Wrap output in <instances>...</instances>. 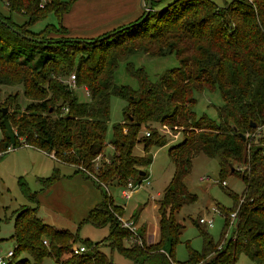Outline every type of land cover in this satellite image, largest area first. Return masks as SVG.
<instances>
[{"label":"trees","instance_id":"16d2710c","mask_svg":"<svg viewBox=\"0 0 264 264\" xmlns=\"http://www.w3.org/2000/svg\"><path fill=\"white\" fill-rule=\"evenodd\" d=\"M73 1L0 0V19L38 39L80 38L66 36L60 20ZM151 1L145 20H141L144 10L133 22L124 24L134 26L89 44L37 43L0 23V93L2 88L20 86L27 101L22 107L17 90L2 98L5 107L11 108L2 115L4 107H0L15 135L11 149L26 145L51 155L55 162L90 179L102 196L75 231L45 223L37 216L36 206L23 209L13 223L14 260L9 264H40L48 256L55 264H116L102 245L131 264H237L241 254L254 264H264V139L256 132L264 126V0H232L224 6L213 0ZM51 14L56 23H47L39 32L30 30L32 24ZM15 15L24 17L21 23L15 22ZM28 49L43 54L33 62L31 55H25ZM138 53L153 58L172 53L179 66L158 74L153 82L142 66L130 61L129 56ZM121 62L138 82L136 89L114 82ZM72 73L77 87L87 88V101L78 99L74 89L63 83ZM204 90L221 95L216 120L206 113L198 117L194 111V94ZM111 95L127 104L123 121L112 126L107 143ZM158 126L181 133L182 140L170 153L176 170L159 201L158 238L145 241L143 231L138 230L139 245L132 241L129 228L119 222L124 210L108 187L122 189L128 181L142 183L146 177L139 172L146 173L145 167L152 160L134 155L133 149L140 143L146 150L164 143ZM8 144L0 139V155L6 154ZM108 144L114 150L105 158ZM194 152L217 158L220 177H240L245 190L240 203L234 205V233L218 248L219 242L201 232V252L189 251L188 260L179 263L174 250L183 227L174 214L196 198L184 183L189 156ZM59 177L55 168L43 179L44 186ZM29 197L38 202L35 193ZM230 213L225 211L224 215ZM83 223L108 226L106 243L80 239ZM79 243L87 250L73 254V245ZM20 253L27 257H19Z\"/></svg>","mask_w":264,"mask_h":264},{"label":"rangeland","instance_id":"374dc122","mask_svg":"<svg viewBox=\"0 0 264 264\" xmlns=\"http://www.w3.org/2000/svg\"><path fill=\"white\" fill-rule=\"evenodd\" d=\"M213 1L220 6L232 2V0ZM23 19L24 17L22 16H14L16 23H21ZM47 23H56L52 14L32 24L30 30L39 32ZM42 54L34 53L33 50L31 52L28 49L25 55H31V60L35 62ZM129 57L136 67L142 66L145 69L149 80L153 82L158 74L179 66L178 59L172 53L164 57L154 58L143 53ZM118 66L114 82L118 85L126 84L136 89L138 82L126 72L125 63L121 62ZM16 90L19 93L18 102L21 106L23 107L27 102L21 94L22 87L2 88L0 107L6 108V113H9L11 108L5 107L2 98L9 92ZM74 91L78 99L82 101L88 100L83 86L76 87ZM194 95L196 97L194 106L196 115L199 117L206 113L210 118L216 120L217 112L215 108L222 103L221 95L217 91L209 92L206 90L201 93L197 92ZM110 98V118L106 134L107 143L112 138V126L123 121V108L127 104L125 99L118 98L115 95H111ZM158 130L165 137L164 143L161 145H150L147 150L140 143L136 144L133 149L134 155L138 157L148 156L152 160L145 167L146 173L143 175L147 178L148 183L147 180H143L137 189L132 190V196L127 200L122 197L119 186L110 185L108 187V192L114 197L115 203L124 210L122 219L127 221L133 217L132 220L134 219L137 230L143 231L142 234L145 241H147L146 237L150 235L153 240L158 238L159 201L164 193V188L173 179V174L176 170L170 153L172 147H177L182 140L181 133L171 131L165 126H158ZM140 133L142 134V132ZM258 133L264 139V128ZM14 137L15 135L10 129L9 122L4 120V116L0 114V139L4 143L9 142V147L6 150L11 149V142ZM113 150V146L108 144L105 158H108ZM173 150L175 151V149ZM49 156L47 153L41 154L40 150L37 151V148L36 151L27 148H15L9 150L7 154L0 158V256L5 255L7 251L14 248V240L10 238L13 232V223L16 215L23 209L36 206L35 212L37 216L45 223L52 222L60 229L67 228L75 231L79 222L90 211L89 209H92L102 199L100 190L95 184L90 179L82 177L80 173L72 175L75 179L69 176L62 178L61 184L45 192L43 179L52 175L54 168H58L60 171L62 169L63 173L71 170L69 166L60 165ZM103 159L104 157H101L100 160L102 161ZM189 159L184 183L189 194L191 193L196 198L182 205V208L174 214L176 222L183 227L179 238L180 241L176 244L174 250L175 260L179 263H184L188 260L189 251L201 252L204 245L201 232L208 234L215 243L219 242L218 246L223 244L225 233L227 237L234 233L237 222L235 220L233 221L234 224H231L229 215L225 216L224 212H237V210H233L234 205L237 202L240 203L245 190L244 182L240 177L234 175L220 177L217 158L208 157L202 152H194L189 156ZM240 170H242V167H240ZM205 176L209 177V179L201 181L200 178ZM223 180H225L226 185H221ZM30 193L36 194L38 202L29 197ZM207 217L212 218V226L199 223V218L207 219ZM80 226V239H88L94 243L96 241H101L103 244L106 243L105 237L108 235V226L94 227L87 223H83ZM43 239L46 240L47 238L43 237ZM101 249L116 264H131L129 259L122 257L116 251H111L107 246L102 245ZM19 257H27V255L20 253ZM42 260L40 264H55L54 259L50 256ZM30 261L32 262V260ZM33 264L35 263L33 262ZM237 264L254 263L245 254H241Z\"/></svg>","mask_w":264,"mask_h":264},{"label":"crops","instance_id":"0c3cea01","mask_svg":"<svg viewBox=\"0 0 264 264\" xmlns=\"http://www.w3.org/2000/svg\"><path fill=\"white\" fill-rule=\"evenodd\" d=\"M144 1L145 0H75L72 2L73 4L70 10L60 19L61 25L65 28V35L68 37H94L105 30L114 29L133 22L137 16L144 11ZM18 148H27L36 151L35 148L26 145ZM9 150L6 151V154ZM37 151L39 150L37 149ZM42 153L43 152H41V154ZM2 157L3 155H0V158ZM49 157L53 159L51 156ZM69 169L71 170L65 171L67 173H63V170L61 169L60 171L59 169L60 177L52 184L46 187L44 186L46 189L45 192L61 184L62 178L66 176L75 179L72 175H78L79 172L75 173L71 167ZM82 177L84 176L82 175ZM98 203L99 202L96 204ZM49 224L56 227L52 222Z\"/></svg>","mask_w":264,"mask_h":264},{"label":"built area","instance_id":"2783aa9c","mask_svg":"<svg viewBox=\"0 0 264 264\" xmlns=\"http://www.w3.org/2000/svg\"><path fill=\"white\" fill-rule=\"evenodd\" d=\"M145 9H146V2L144 1V10ZM63 83H66L69 88L75 89L77 87V84L75 83V74L74 73L70 74L67 78H65L63 80ZM84 91L86 93V96L88 97L89 92H88L87 88L84 87ZM63 111L65 112V111H67V109L66 108H63ZM263 128H264V126H260L256 130V132L258 133ZM146 135H149V132H146ZM205 179L208 180L209 177L205 176V177L200 178L201 181H203ZM144 180H147V178L144 179ZM147 183H148V180H147ZM139 185L140 184H135L132 181H128L126 183V186L120 190V192L122 193V197L125 200L131 198V196H132V190L137 189L139 187ZM221 185H226L225 180L221 181ZM236 217H237V213L236 212H231L229 214V218H230L231 224H234L233 221L236 220ZM118 220L121 223L122 227L129 228V230L132 232V234H131L132 237H133L132 238V241H134L137 244L141 245L142 244V241H140L139 237L137 236L138 230L136 228L137 226L135 225L134 220H132V218H131V220L124 221L122 219V216H119L118 217ZM198 221H199L200 224H206L208 226H212L213 225L212 218H208V217H207V219L206 218H199ZM226 239H227V236H226V233H225V235L223 237V242ZM147 240H148V238H147ZM218 248H220V246H218ZM86 250H87V247L85 245H83V244L73 245V247H72V253L73 254H76V255L77 254H80L82 252H85ZM13 253H14V248H13V250L7 251L5 255L0 256V264H9L12 261V259H13Z\"/></svg>","mask_w":264,"mask_h":264},{"label":"water","instance_id":"95a60500","mask_svg":"<svg viewBox=\"0 0 264 264\" xmlns=\"http://www.w3.org/2000/svg\"><path fill=\"white\" fill-rule=\"evenodd\" d=\"M146 1H147V3H146V9H145V12H144L141 20H145L147 18V16H148V13L152 9V1L151 0H146ZM0 23L1 24H4V25H7L8 28H10V30H12V32H14L15 34H17L18 36L23 37V38L28 39V40L35 41L37 43H41V42H45V43H54L55 42V43H57V41H63V42H65V41H67V42H73V41H75V42H78V43L85 42L86 44L95 42L96 40H100V41L101 40H104L106 37H109L111 35H114L115 32H119L123 28H127L129 26H134L135 25V23L134 24H131V25H124L120 29H117L115 31L108 32L104 36H101V37L96 38V39L83 40V39H80V38H73V39H71V38H69V39H59L58 38L57 40H51V39H43V38L38 39V38L32 37L30 35H26V34H24L22 32H19L17 29H15L13 26H11L10 24H8L6 21H3L2 19H0ZM6 110H7L6 108H2L1 109L2 115H5L6 114ZM251 125L255 126L254 123H251ZM233 129H234V131H236L237 130V127L233 126ZM242 138L244 139V136L243 135H242ZM144 174L145 173L143 171L139 172V175L140 176L141 175H144ZM148 240L152 241V236L151 235L148 237Z\"/></svg>","mask_w":264,"mask_h":264}]
</instances>
